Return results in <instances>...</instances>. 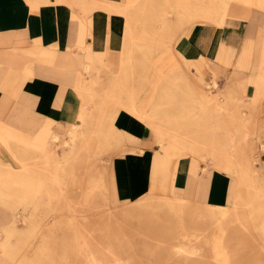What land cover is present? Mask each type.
I'll list each match as a JSON object with an SVG mask.
<instances>
[{
    "label": "bare ground",
    "instance_id": "6f19581e",
    "mask_svg": "<svg viewBox=\"0 0 264 264\" xmlns=\"http://www.w3.org/2000/svg\"><path fill=\"white\" fill-rule=\"evenodd\" d=\"M231 1L236 3H231ZM253 5L264 9V0H178L175 3L163 0H141L139 3H133L131 0H125L123 5L95 2L88 5L89 7H83L82 9L88 14L100 6L107 16H123L125 20L123 39L114 47H110L107 40L99 43L100 41L95 38L96 25L91 21L82 23L78 47L86 52L84 71L91 75L90 77L83 76L78 85L72 87L73 90H71L72 95L78 98L81 103L70 118L69 110L64 108L65 122L62 127L50 133L48 129H45L39 137V142L31 143L14 132H7V138H2V145L7 148L9 156L12 158V164H16V166L0 167V200L6 202L12 201L11 198H13L18 201L19 198L26 199L35 193L40 195L37 197L47 199L62 197L63 193H55V189L63 190L68 187L64 178L67 174H69V189L80 185L76 186L74 190L78 188L82 190L80 183L83 182V179L70 178V176L86 175L90 177L97 172L93 168L95 164L77 161L84 157V151L91 150L93 140L91 133L96 132L91 129L99 126L96 116L101 115L111 105L112 109H123L131 113L151 128L152 135L148 139L119 135L116 136L117 143L122 150L129 149L122 146L126 140L134 143L133 146H130L131 152H142L146 148H153L151 173L154 176L161 175L163 177L161 181L166 187H168L167 167L173 159L177 160L187 154L202 156L206 152L214 160L218 170L225 169L230 172L231 169L227 165L230 163L231 157L234 156L236 163L233 171L236 172L237 177V193L231 205H222L216 210H212L209 208L212 205L208 202L194 199L192 192L190 197L171 200L150 197L141 203L156 208L167 207L168 210L178 215L183 213L188 205L207 207V211H204L207 212L204 214L205 220L212 219L213 215H215L214 217L219 216V230L222 239H243L238 246L240 252L252 249V254L262 255L264 243L259 242H264V178L260 177L259 173L261 168H264V162L263 164L259 162L255 166L251 161L256 147L253 142L254 137L251 135L255 133L254 127L259 125L258 123L250 125V121L245 123L238 114V106L231 104L234 101L232 94L235 88L238 85L243 86V84L233 82L231 79L223 93L226 102L218 100L216 95L211 96L213 92L210 91V85L202 78L194 84V88H187V85L184 87L185 89L180 87L164 89L157 106L152 112L145 114L136 105L134 96L137 93L136 85L138 84L135 79L137 77L145 78L142 73L145 62L142 53L145 48L152 47L150 36L154 45L160 46L161 44L156 40L160 36L176 38L183 35L189 25L195 24L215 23L224 26L230 24V22L227 23V11L231 12L233 16L245 18L249 14L248 9ZM100 30H103L105 35H109L110 27L106 25ZM151 32L152 34H150ZM249 46H252V43L244 46L245 55L251 49L250 47L247 50ZM228 53L223 48L217 56L215 62L219 68L221 64H229ZM108 55H110V59L107 58ZM106 59L108 60L107 65ZM241 59L242 56L238 59V66H246L243 65ZM99 64L101 67L105 66L100 68ZM114 67L118 71L117 73L112 71ZM240 75V71L235 72V78L239 79ZM174 78L182 79L183 77L176 74ZM253 99L259 100L256 95ZM76 117L80 120L73 122L72 120ZM80 123L81 125H79ZM262 125L264 126V121ZM46 127L49 128V124ZM239 128H243L244 131L236 140L233 134L234 130ZM59 140L63 141L65 147L61 154L56 153L50 146L51 143ZM13 141L14 146L11 145ZM37 154L45 157L46 162L40 165L33 162L32 157ZM90 155L85 157L89 158ZM72 159L76 162H71ZM92 189L90 186L87 187L89 192ZM7 190H14L13 192L18 196L6 195ZM201 193L203 192L201 191ZM34 204L50 206L54 203L49 200L44 202L37 200ZM59 204L56 203V205ZM19 216L16 213V215L8 217L7 224L0 225V261L4 264H13L14 262L15 264H27L26 254L19 261L17 256L21 255L23 245L32 232L24 231L26 229L17 231L16 222ZM22 219L29 223H35L34 218L22 217ZM194 219L196 218L190 217L185 221L192 224L195 222ZM178 222L183 224L184 221L180 218ZM31 228L35 229L33 226ZM73 228L75 229V227ZM73 228L69 227V229ZM190 233L193 237L192 232L184 229L182 235L188 238ZM15 235H18L19 238L13 242L12 238ZM260 237L262 241L257 242ZM46 240V235H42L39 243L40 250H38L40 255L36 256V258H40V262L46 259L45 256L49 252L43 249L46 247ZM109 249L112 250L110 247ZM174 251L192 260L202 254L201 247L194 242L184 246L177 245ZM36 258L33 264H37ZM249 262L255 264L256 261L249 260ZM97 263L103 264V260L97 259Z\"/></svg>",
    "mask_w": 264,
    "mask_h": 264
},
{
    "label": "rangeland",
    "instance_id": "374dc122",
    "mask_svg": "<svg viewBox=\"0 0 264 264\" xmlns=\"http://www.w3.org/2000/svg\"><path fill=\"white\" fill-rule=\"evenodd\" d=\"M140 1L131 0L133 3H139ZM163 1L175 3L178 0ZM231 3L236 2L231 1ZM248 11L249 16L244 20L243 17L233 16L231 12L227 11V23L230 22L227 25L234 26L233 29H227V25L220 26L215 23L189 25L185 33L176 38L158 36L159 38L156 40L161 44L160 46H155L150 36L152 47L150 49L145 48L144 53H142L145 59L142 73L145 78L137 77L135 79L138 84L136 85L137 93L134 96L136 105L145 114L146 112H152L154 107L157 106L164 89L184 88L187 85V88H194V84L202 78L204 82L210 85V91L213 92L211 96L216 95L218 100L226 102L223 93L231 79L233 82L243 84V86L238 85L235 88L232 94L234 101L231 104L238 106V114H240L241 120H244L245 123L250 121V125H255L254 123L259 125L254 127L253 131L255 133L251 135V137H254L253 142L256 146L251 161L257 166L259 162L263 164L264 159V126L262 125L264 117L259 105L260 102L255 101L254 96L250 97V101H248L247 89L251 84L250 78L243 77L242 74L239 79L235 78L237 69L234 64L241 55L242 38L248 31V25H252L253 22L257 24L264 21V9L253 5ZM203 25L217 26L218 34L223 33V35L228 36L234 32L237 36L239 35V44L236 47L233 63L221 64L219 68L217 62L210 61L206 57L195 59L181 57L176 49L177 43L183 36L189 35L195 26L198 29ZM109 56L107 58L110 59ZM105 62L107 65L108 60L106 59ZM100 65V68L105 66L101 67ZM112 71L114 73L118 72L115 67ZM85 74L87 77L91 75L90 73ZM176 74L182 75L183 78H174ZM261 83L262 86L259 85L260 87L257 86V81L254 85V95L258 97L264 93V79L261 80ZM119 113L132 115L123 109H112L109 105L105 112L96 116L99 126L91 129L96 131L91 133L93 134L91 150L84 151V157L77 162L95 164L93 168L97 172L90 177L86 175L70 176V178L83 179V182L80 183L82 190L80 188L74 190L76 186L80 185H72L73 187L69 189V174H67L64 178L68 187L63 190L55 189V193H63L64 196L62 197L47 199L37 197L40 195L35 193L26 199L19 198L16 201L11 198L12 201H7L20 215L16 222L17 231L26 229L24 231L32 232L26 239L21 255L17 256V260L19 261L26 254L27 264H33L36 256L40 255L38 250H40L41 236L46 235V247L43 249L49 252H47L46 259L42 262H40V258H36L37 264H100L97 263V259H102L103 264H251L252 262H249V260L256 261L255 264H264V253L260 256L254 255L251 253L252 249L240 252L238 246L243 239H222L219 230V216L214 217L215 215H213L212 219L205 220L204 214L207 212L204 211H207V207L188 205L184 212L178 215L168 210L167 207L156 208L141 203V201L150 197L170 200L182 198L177 196V191H172L174 190L173 180L178 162L183 158L192 159L202 165V169L206 172L211 169H218L214 160L206 152L202 156L187 154L177 160L173 159L167 167L168 187L163 185L161 175L154 176L151 173L150 192H146L137 199H126L119 196L114 175V159L116 156L131 152L129 150L130 146L134 145V143L126 140V143L122 146L129 149L122 150L117 143L116 136L128 135L119 130L114 124ZM78 120L80 118L76 117L72 121L77 122ZM64 122L65 119L61 122L59 128L62 127ZM243 131V128L234 130L233 135L236 140ZM50 146L58 154H61L65 148L62 140L54 141ZM88 154L91 155L86 158L85 156ZM233 157L227 165L231 169L230 172L225 169L221 171L233 174L237 180L236 172L233 171L236 163ZM32 158L33 162L39 165L46 162V158L38 154ZM71 162L75 163L76 161L72 159ZM263 171L264 168L261 169V173ZM89 179L92 181L88 182ZM88 186L93 188L90 192L87 190ZM13 191L7 190L5 193L10 197H15L17 193ZM37 200L42 202L49 200L54 204L37 206L36 203L34 204ZM56 203L60 204L56 205ZM220 206L222 205L212 204L209 208L216 210ZM22 217L34 218L35 223L24 221ZM190 217L197 220L194 219L195 222L192 224L186 223L185 219ZM180 218L184 221L183 224L178 222ZM32 226L35 229L31 228ZM69 227H75V229H69ZM184 229L192 232L193 237L191 233L188 235L190 237H184L182 235ZM18 238V235H15L12 241L16 242ZM261 239V237L258 238L257 242L262 241ZM190 242H194L201 247V255L194 257L192 260L183 254L175 253V246H184L190 244ZM0 264L4 263L0 261Z\"/></svg>",
    "mask_w": 264,
    "mask_h": 264
},
{
    "label": "crops",
    "instance_id": "0c3cea01",
    "mask_svg": "<svg viewBox=\"0 0 264 264\" xmlns=\"http://www.w3.org/2000/svg\"><path fill=\"white\" fill-rule=\"evenodd\" d=\"M95 2L123 5L125 0H0V167L14 165L2 145L8 131L36 143L45 129L49 133L59 129L65 119L64 108L69 110V118L76 112L81 102L71 90L83 76L87 77L86 52L78 47L82 23L91 21L96 25L95 38L99 43L107 40L110 47H114L122 41L124 17L107 16L100 6L89 14L82 9ZM106 25L110 27L109 35L100 30ZM213 27L203 25L196 29L195 26L189 35L183 36L176 45L181 57H206L215 61L225 48L229 52V64L233 63L239 35L218 34L217 26ZM242 39L240 56L246 66L239 67L238 60L234 64L236 72L251 80L247 89L250 101L256 81L260 87L264 79V21L249 24ZM250 43L252 46L247 50L251 49L245 55L244 46ZM258 98L264 117V93ZM114 124L122 132L140 139L152 135L143 120L130 114L119 113ZM11 145L14 146V141ZM153 155L154 149L146 148L115 157L114 175L119 196L137 199L149 191ZM202 168L197 161L181 159L172 191H177L180 197H190L192 192L194 199L210 205H231L237 193L234 175L218 169L206 172ZM259 175L264 178V171L260 170ZM16 213L9 202L0 200V225L7 224L8 217Z\"/></svg>",
    "mask_w": 264,
    "mask_h": 264
}]
</instances>
